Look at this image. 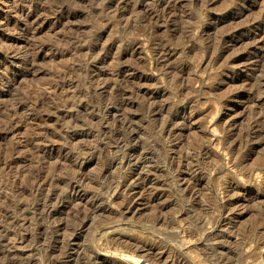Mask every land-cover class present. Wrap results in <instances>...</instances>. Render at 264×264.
Instances as JSON below:
<instances>
[{
  "label": "rangeland",
  "instance_id": "rangeland-1",
  "mask_svg": "<svg viewBox=\"0 0 264 264\" xmlns=\"http://www.w3.org/2000/svg\"><path fill=\"white\" fill-rule=\"evenodd\" d=\"M163 250L264 264V0H0V264Z\"/></svg>",
  "mask_w": 264,
  "mask_h": 264
},
{
  "label": "bare ground",
  "instance_id": "bare-ground-1",
  "mask_svg": "<svg viewBox=\"0 0 264 264\" xmlns=\"http://www.w3.org/2000/svg\"><path fill=\"white\" fill-rule=\"evenodd\" d=\"M17 53H18V49H17ZM4 83L9 84V81H5ZM117 123L116 124L118 125L117 126L118 127V130L116 129L115 136L118 139V141L120 142L121 140H123V138L125 136H127L128 138L131 136V134L133 133V125L129 121H127V120L125 121L124 118H119L117 120ZM131 156H132L131 154H128V157H127V160L128 161L130 160ZM109 230L107 231L108 234H106V232H105V234H106L105 236L108 237L107 240L106 239L105 240L108 241L109 244L110 243L111 244H116V243H119V244H122V243L129 244L128 243L129 242L128 241V237L123 236L122 234L116 233V232L114 234V231H116L115 229L114 230L112 229L113 230V233L110 235V233H111L112 230L111 231H109ZM108 243H107V246H109ZM119 257L123 261L128 262L130 264H143L144 261L147 260V259L142 258V257H133L131 255H126V254H120ZM168 259H169V255H167L166 250L165 251L163 250V251H161V252L158 253L155 262H157L158 264H170L168 262ZM147 264H149V263H147Z\"/></svg>",
  "mask_w": 264,
  "mask_h": 264
}]
</instances>
